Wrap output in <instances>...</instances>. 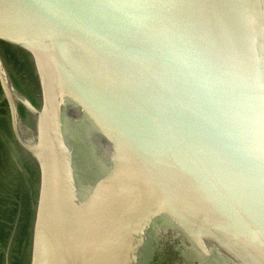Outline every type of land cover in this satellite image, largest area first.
I'll return each mask as SVG.
<instances>
[{
	"label": "water",
	"instance_id": "obj_1",
	"mask_svg": "<svg viewBox=\"0 0 264 264\" xmlns=\"http://www.w3.org/2000/svg\"><path fill=\"white\" fill-rule=\"evenodd\" d=\"M0 44L38 87L0 52L28 264H159L169 229L178 264H264V0H0Z\"/></svg>",
	"mask_w": 264,
	"mask_h": 264
},
{
	"label": "flooded vegetation",
	"instance_id": "obj_2",
	"mask_svg": "<svg viewBox=\"0 0 264 264\" xmlns=\"http://www.w3.org/2000/svg\"><path fill=\"white\" fill-rule=\"evenodd\" d=\"M17 52L12 50L15 55V67L21 71L22 79L28 86L34 88L37 81L31 62L23 53ZM2 59L4 61L3 56ZM8 113L5 103L2 125L8 136L7 144L0 145V175L3 176V179L0 176V191L6 192L7 190L10 193L7 201L0 198V264H28L37 170L27 153L16 142L14 146L18 149L14 150L13 163L11 156L13 142ZM156 258L158 257H155V260ZM162 258L167 261L165 256Z\"/></svg>",
	"mask_w": 264,
	"mask_h": 264
},
{
	"label": "rangeland",
	"instance_id": "obj_3",
	"mask_svg": "<svg viewBox=\"0 0 264 264\" xmlns=\"http://www.w3.org/2000/svg\"><path fill=\"white\" fill-rule=\"evenodd\" d=\"M12 50L14 51V49H11V48L3 45V44H0V51H1V54L4 58V64H5V67L7 68L8 72H9V75L12 78L13 83L27 97V99H29L33 103L38 99V87L35 83L34 84L35 87L30 88L28 86V84L26 83V81L24 79H22L21 71L19 69H17V67H15V64H14L15 63V61H14L15 55L12 53ZM15 51H17V50H15ZM17 53H20V52L18 51ZM4 109H5V103L2 100V94H1V90H0V145L1 146H3L5 143L7 144V136H8V133L5 131V129L2 125L3 116H4ZM19 112H20V117L23 120V125L25 124L26 128L30 129L31 131L33 130V132H34L33 121L31 119V115H29V112L27 111V109L23 105H21L19 107ZM71 125L73 127H75V129L73 128L74 130L78 131V128H76V126H74L73 124H71ZM24 127H22V129H24ZM29 133L31 134V132H29ZM32 135H33V133H32ZM12 142H13V147H12V151H11V156H12V161L14 163V160H15L14 150L17 151L16 149H18V148L16 146H14L15 140L13 139V137H12ZM1 178L3 179V176H1ZM11 187H12V184H11ZM9 193L10 192H8L7 190H6V192H4L3 190L0 191V198L6 199V201H7L9 198ZM11 196L13 197V192H12ZM178 238H180L179 234L175 233L173 230H170V229L166 233L163 234L161 241H162L163 247L166 249L165 253H166L167 258L165 257V259H167V261L162 259L160 264H178L177 262H175V260L178 259L180 261L181 257L177 256V254L172 250V247H173L172 245H174L175 242H178V240H179ZM186 245H188V247H190L189 244L186 243ZM179 247L182 248V246H179Z\"/></svg>",
	"mask_w": 264,
	"mask_h": 264
}]
</instances>
